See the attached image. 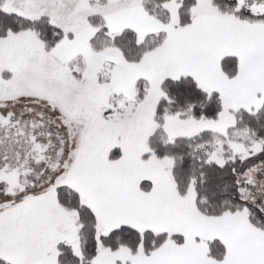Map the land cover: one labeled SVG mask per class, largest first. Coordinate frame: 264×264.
<instances>
[{
    "label": "snow or ice",
    "instance_id": "6c2138e0",
    "mask_svg": "<svg viewBox=\"0 0 264 264\" xmlns=\"http://www.w3.org/2000/svg\"><path fill=\"white\" fill-rule=\"evenodd\" d=\"M0 264H264V0H0Z\"/></svg>",
    "mask_w": 264,
    "mask_h": 264
}]
</instances>
